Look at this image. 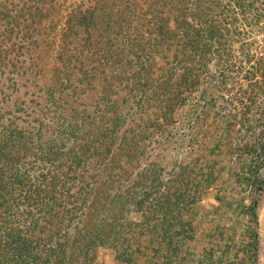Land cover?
Here are the masks:
<instances>
[{"label": "trees", "instance_id": "obj_1", "mask_svg": "<svg viewBox=\"0 0 264 264\" xmlns=\"http://www.w3.org/2000/svg\"><path fill=\"white\" fill-rule=\"evenodd\" d=\"M263 207L264 0H0V264H246Z\"/></svg>", "mask_w": 264, "mask_h": 264}, {"label": "rangeland", "instance_id": "obj_2", "mask_svg": "<svg viewBox=\"0 0 264 264\" xmlns=\"http://www.w3.org/2000/svg\"><path fill=\"white\" fill-rule=\"evenodd\" d=\"M207 204L209 203H215V200L213 198V196H211L209 199L206 200ZM233 217V220H230L228 223L229 224H234L233 227H235V229L232 227L231 230H228L229 231V234L226 235V237L228 238L229 240V236H233L234 235V239L236 241H238V245L236 247L240 248V250L242 251L241 249V240L243 238L242 234L244 233V227L243 226V223L245 222L246 218L245 217H241L240 218H237L235 217L234 215L232 216ZM228 219L231 218V215H228L227 217ZM225 218V219H227ZM223 219V220H225ZM236 219V220H235ZM239 220H241V222H239ZM214 224V223H212ZM253 228H256L255 230H257V232L259 233V238H260V250H259V253H258V257L255 259L253 257H251V255L249 253H244L243 254V257L246 258V264H264V207L261 209V212H260V216H259V220H258V225L253 226ZM207 231H208V235L206 236V240L207 241H212L216 238H221V232L218 231V232H214V233H211L212 230L214 229L213 227H206L205 228ZM211 231V232H209ZM233 253H231L230 255H232ZM242 255V253H241ZM249 259V261H248ZM112 260L110 254H109V251H106V250H101L100 251V263L101 264H104V263H107V262H110Z\"/></svg>", "mask_w": 264, "mask_h": 264}]
</instances>
